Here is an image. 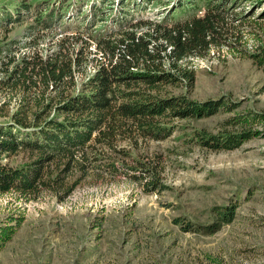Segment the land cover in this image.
I'll list each match as a JSON object with an SVG mask.
<instances>
[{"label":"rangeland","instance_id":"374dc122","mask_svg":"<svg viewBox=\"0 0 264 264\" xmlns=\"http://www.w3.org/2000/svg\"><path fill=\"white\" fill-rule=\"evenodd\" d=\"M93 1L105 10L116 4L108 0L107 4L49 0L42 5L41 0H0L1 10L14 12L24 2L38 7V14L49 3L54 10L68 9L51 28H44L24 11L20 21L4 27L0 46L6 49L17 40L23 43L22 51L30 52L34 46L29 43L35 39L45 53L64 37L76 36L78 47L82 35H95L105 25L118 31L121 25L110 19L111 12L105 18L108 21L91 29L79 28L76 18L90 19ZM174 1L144 3L134 19L158 21L173 10ZM227 2L234 50L217 53L214 48L206 58L195 59L194 84L168 86L164 94L187 93L200 101L225 97L239 104L238 112L264 111V68L247 56L264 51V0ZM82 30L85 35L80 34ZM88 43L94 55L96 43ZM95 62H90L79 81L94 72ZM17 103L0 86V125L12 120ZM234 114L221 110L201 119L172 118L167 121L175 125L174 130L165 139H139L133 148L129 139L119 142L141 160L162 155L158 169L167 185L162 191L146 192L131 176L100 175L95 180L93 173L83 176L77 171L70 179L82 176L80 183L63 199L51 192L28 202L14 194H0V226L12 217H24L0 249V264H264V133L234 150H212L192 140L193 130L216 134L224 129L225 118ZM258 128L264 130V124ZM25 155L13 156V163L24 162ZM231 204H238L235 219L214 232L184 230L182 222H175L182 218L199 225L216 223L219 208Z\"/></svg>","mask_w":264,"mask_h":264},{"label":"trees","instance_id":"16d2710c","mask_svg":"<svg viewBox=\"0 0 264 264\" xmlns=\"http://www.w3.org/2000/svg\"><path fill=\"white\" fill-rule=\"evenodd\" d=\"M108 1L116 4L107 10L93 1L91 18H76L79 28L91 29L106 22L111 12L110 19L121 25L119 32L105 25L95 35H82L78 47L72 35L45 53L35 39L29 43L34 46L30 52L22 51L23 43L17 40L6 49L0 46V86L18 99L12 120L0 125L1 195L14 194L28 202L51 192L63 199L80 183L82 176L70 179L77 171L83 176L93 173L95 180L100 175L131 176L146 192L162 191L167 188L160 177L162 169H158L162 155L155 153L141 160L119 142L129 139L133 148L139 139H165L174 130L175 125L167 121L172 118L201 119L221 110L235 111L225 118L220 132L196 129L191 133L192 140L212 150H234L264 133L258 128L264 124V111L238 112L239 104L225 97L200 101L187 93L164 94L168 86L194 84L195 59L206 58L214 48L217 53L234 50L235 44L229 41L227 0H175L173 10L158 21L134 19L144 3L156 0ZM47 2L41 0L39 5ZM102 3L107 4L106 0ZM15 10L0 9V41L4 27L20 21L24 11L44 28L53 27L60 14L68 11L64 7L54 10L49 3L38 14V7L26 2ZM90 40L97 46L94 55L87 45ZM247 56L264 68V51ZM94 60V72L79 81ZM20 152H25L27 159L13 163L12 157ZM237 208L238 204L220 207L219 220L208 225L182 218L175 222H182L184 230L214 232L233 222ZM23 218L12 217L0 226V249Z\"/></svg>","mask_w":264,"mask_h":264}]
</instances>
